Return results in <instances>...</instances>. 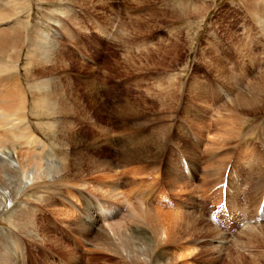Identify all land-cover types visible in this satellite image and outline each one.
Here are the masks:
<instances>
[{
	"label": "rangeland",
	"instance_id": "rangeland-1",
	"mask_svg": "<svg viewBox=\"0 0 264 264\" xmlns=\"http://www.w3.org/2000/svg\"><path fill=\"white\" fill-rule=\"evenodd\" d=\"M0 15V30L24 35L0 53L25 99L7 146L42 169L66 166L0 212V264H131L114 239L93 240L114 225L152 236L146 264H264V0H0ZM38 78L50 99L35 104ZM110 159L117 194L99 189ZM87 199L100 209L91 227ZM139 203L160 215L139 221L129 213Z\"/></svg>",
	"mask_w": 264,
	"mask_h": 264
},
{
	"label": "bare ground",
	"instance_id": "bare-ground-1",
	"mask_svg": "<svg viewBox=\"0 0 264 264\" xmlns=\"http://www.w3.org/2000/svg\"><path fill=\"white\" fill-rule=\"evenodd\" d=\"M4 13H6V12H4ZM253 13H254L253 16H254V18L256 20H261L262 19V16H261L262 14L260 15V14H258L255 11H253ZM16 15H18V14H16ZM16 15L14 17L15 19H17ZM3 16H4V14H3ZM1 18H0V21H1ZM17 22H15V23H17ZM0 24H2V23L0 22ZM15 27L13 25L9 24V26H6L5 29L0 30V53L5 52L7 49H11V50L17 49L18 47L16 48V46L19 44V42L23 41L24 35H21V32H19L18 28H15ZM35 29H37V28L35 27ZM37 30H35V32L33 31L34 32L33 35L34 34L40 35V33H38ZM33 35H32V39H30V41H32L33 44L37 45L38 41L36 40V38L35 39L33 38ZM41 35H42V33H41ZM26 36L27 35H25V37ZM39 51L40 50H38V52ZM39 54H41V53H39ZM3 73H0V88L3 86V89L2 88L0 89V129H3V130L6 129V131L7 130L8 131H7V133H4L3 131H2L3 133L2 132L0 133V134H2L0 136V212L4 211V210H7L9 207L12 206V201H13V199H15L14 197H16L21 192V190L24 189L25 185L28 182H30L32 180L46 178V177L47 178L58 177L59 175H63V174L65 175L66 174L65 172H63L64 167H66L65 165H63V164H61V165L60 164L59 165L58 164L57 165H51L50 164L49 165L48 164V165H46L45 169H42L41 160H39V158L37 156H33V155H30V154L23 155V156L20 155L21 159H23V158L25 159L26 158L25 159V163H24L23 160H20V158H19L20 156L18 157L17 151L16 150L13 151L12 149H10V147L7 146V141L9 142L10 139L14 138V137L10 138V136L12 134H15L14 133L15 132V128H18V125H16L17 123L15 124L13 121L18 119L17 118V117H19L18 111L23 109V106L25 104L23 102V100H25V99H23L24 94L22 92V88L17 83L15 78L14 77L12 78V75H10V74H7L5 72H3ZM46 81H47V79L38 78V81L36 83L32 82L28 86L29 90H30V92L32 94V97H33V102L35 104L38 101L42 100L43 98L47 99L49 97V99H50V94H47V90H45V87L47 85ZM262 81H264V77H262ZM41 90L43 92L41 94L37 95L36 92H40ZM258 97H259V93H256V92H255V94L253 93L252 96L249 97L248 99H243L240 96V97H238V99H236L237 100L236 101L237 106H241V104H245L247 102V100L249 101L248 103H250L253 100L257 99ZM58 102L59 101H57V103ZM61 106H60V108H61ZM62 108H63V106H62ZM20 115H21V113H20ZM22 117L24 118L25 115L24 116L22 115ZM20 118H21V116H20ZM12 127L13 128L15 127L13 133L9 132V130ZM10 131H12V130H10ZM8 134H10V135H8ZM13 141H14V139H13ZM106 142L110 143L109 137H108ZM36 147L37 146H35V148ZM130 150H132V149H130ZM40 151H42V150H40ZM124 152H125L124 149L120 150V152H117V154H118L117 156H121L122 155V157L125 158L124 157L125 155H123V154H125ZM140 154H141V152H140ZM152 158H154V157H152ZM96 159H98V158H96ZM155 160H157V159H155ZM189 161H190V159H189ZM119 162H120V159H119ZM117 165H120V164H117L116 162H113L112 159L104 160V161L102 160L101 162H99L100 169H102V170H103V168H105V170L107 169L106 172H103L101 177H99L100 180L99 181L97 180L99 182L98 184L101 185L100 186L101 188L99 187L101 192L102 191L107 192V190H108L106 188L102 189V186H109L110 192H108V193H112V192L116 193V192H118V189H119L118 187H120V182L118 181V178H117L118 174L116 176V173L118 172L116 170V166ZM81 170H82V168H81ZM128 170L129 171H127V170L122 171V173L123 172H124V174L125 173H129V174L132 173V177L133 178L135 177L136 172L139 171L138 169H134V171H130V169H128ZM186 172L189 173L188 169H187ZM7 174H11L14 179L5 178L4 175H7ZM126 177H128V176H126ZM131 181H132V179H131ZM128 182L126 184H128ZM70 193L71 192H69V194ZM38 198H40V196ZM110 210L111 209H109L108 211H110ZM99 211H100V209L98 208V206L94 202H91L90 200L87 199L86 203L84 204V210H83V213H82L84 218H86V220L82 221V225H83V223H87L91 227V225H93V222L96 221V219L94 218V214L95 213L96 214L99 213ZM102 211H103V213L104 212H108L107 210H105V211L102 210ZM153 211L154 210L149 209L145 205L139 203L137 206L132 207L131 210L129 211V213L133 217L138 219L139 221H147L146 223L150 224L151 221H152V218L150 216H151ZM154 212H155L156 215H160L159 211L156 210ZM65 214H67V213H65ZM174 215L176 217L173 216V218H177L179 214H174ZM185 215L189 216L188 217V221L192 220V222H191L192 227L199 223L198 221L200 219L196 215L191 214V213H188V214H185ZM83 216H82V218H83ZM166 218L163 217V219H166ZM146 223H142V225L146 224ZM89 225H88V229L90 228ZM120 225H121V223H120ZM151 226H149V228L151 230V233H154L155 232V228L153 227L154 228L153 229ZM138 227H140V226L138 225ZM147 227H148V225H147ZM156 229H157V227H156ZM127 231L128 230H121L119 228V225L118 226H116V225L110 226V230L109 231L101 230V229L98 230L96 235L93 237V240H95V241L99 240V242L101 241L103 243L104 247L109 248L108 247L110 245L109 242L114 239L115 241H117L119 243L118 245H119V249L121 251L120 252L121 256H122V254L125 255V257L130 261L131 264H139L140 262H141V264H146L147 263L146 262V260H147L146 259V255L148 254V250H150L153 247V240L154 239H152V236H150L149 233L147 234V232H145V229H138L137 231L130 229L128 231V233H127ZM127 236L129 238H126ZM132 238H137V240H139L142 245L140 243L139 244L137 243L138 245H136L135 244L136 242L133 241ZM102 243H100V244H102ZM96 245H95V247H96ZM118 245L116 247H118ZM103 246H102V248H103ZM97 248H98V246H97ZM0 257H1L2 260H7L8 259L7 255L5 253H1ZM155 263H157V262L155 261Z\"/></svg>",
	"mask_w": 264,
	"mask_h": 264
}]
</instances>
